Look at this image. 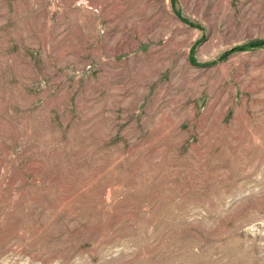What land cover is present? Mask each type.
I'll return each mask as SVG.
<instances>
[{"label": "rangeland", "instance_id": "374dc122", "mask_svg": "<svg viewBox=\"0 0 264 264\" xmlns=\"http://www.w3.org/2000/svg\"><path fill=\"white\" fill-rule=\"evenodd\" d=\"M261 39L264 0H0V264H264Z\"/></svg>", "mask_w": 264, "mask_h": 264}, {"label": "trees", "instance_id": "16d2710c", "mask_svg": "<svg viewBox=\"0 0 264 264\" xmlns=\"http://www.w3.org/2000/svg\"><path fill=\"white\" fill-rule=\"evenodd\" d=\"M264 43V39L258 40L254 43H250V45H258V44H263ZM242 47H238V49H241Z\"/></svg>", "mask_w": 264, "mask_h": 264}]
</instances>
